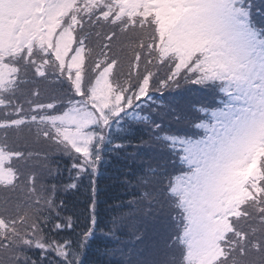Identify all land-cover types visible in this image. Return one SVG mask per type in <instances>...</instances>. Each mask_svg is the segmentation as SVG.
Segmentation results:
<instances>
[{"label":"snow or ice","instance_id":"1","mask_svg":"<svg viewBox=\"0 0 264 264\" xmlns=\"http://www.w3.org/2000/svg\"><path fill=\"white\" fill-rule=\"evenodd\" d=\"M116 165L126 264H264V0H0V264H113Z\"/></svg>","mask_w":264,"mask_h":264},{"label":"trees","instance_id":"2","mask_svg":"<svg viewBox=\"0 0 264 264\" xmlns=\"http://www.w3.org/2000/svg\"><path fill=\"white\" fill-rule=\"evenodd\" d=\"M175 95L174 103L185 104L187 98L180 95ZM150 149H145V155L137 161L147 162L150 156ZM116 166H107L101 169V175L97 177V186L99 189V203L97 207V212L99 213V221L101 226L107 225L108 228H111V220L114 217L125 216L124 225L120 228L118 236L109 240H105L102 237L101 233H98L99 239L93 245V253L95 252L96 246L103 247L104 244H107L110 247L114 255L105 257V260H112L113 264L116 262H126L131 259L135 261L136 259H149L152 255V250L154 247L155 237L151 232L145 237L144 243L141 244L135 237V229L139 227L143 231V226L139 224L137 219L135 222L128 218L130 215V209L126 207L128 202L132 199L130 195V189L122 186V177L116 171ZM127 171V169H125ZM87 184V181H85ZM64 195L63 193L61 194ZM87 193L82 188L80 192L67 195V202L70 206V209L76 211L77 214H80L82 210L85 209V200ZM137 216L139 214H136ZM94 258V256L92 257Z\"/></svg>","mask_w":264,"mask_h":264}]
</instances>
